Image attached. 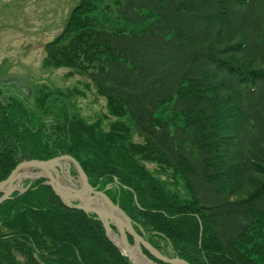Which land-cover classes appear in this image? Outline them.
I'll return each mask as SVG.
<instances>
[{
    "label": "trees",
    "instance_id": "1",
    "mask_svg": "<svg viewBox=\"0 0 264 264\" xmlns=\"http://www.w3.org/2000/svg\"><path fill=\"white\" fill-rule=\"evenodd\" d=\"M100 1L72 8L44 63L86 75L116 119L105 129L63 101L47 120L62 98L52 92L38 91L35 107L0 101V181L21 161L68 154L158 250L189 264H264V67L228 55L243 45L227 47L234 34L200 36L208 20L232 27L227 0H106L143 24L137 32L91 16ZM253 11L231 29L257 20L264 61V0ZM44 180L0 203V264H131L93 213L65 205Z\"/></svg>",
    "mask_w": 264,
    "mask_h": 264
},
{
    "label": "rangeland",
    "instance_id": "2",
    "mask_svg": "<svg viewBox=\"0 0 264 264\" xmlns=\"http://www.w3.org/2000/svg\"><path fill=\"white\" fill-rule=\"evenodd\" d=\"M79 1L0 0V101L8 97H18L31 107H35V96L38 91L52 92L62 98L54 102V109L51 108L47 120L54 119L53 112L59 113L58 107L66 101L72 114H77L87 122L102 120L104 128L107 129L108 122L116 117L108 113L105 97L98 93L88 77L67 67H52L44 63L45 44L63 30L70 11ZM172 1L174 0H167L169 4ZM258 2L261 0H238L237 3L234 0H227L225 10L232 27L208 20L207 24H199L200 36L210 37L214 30L220 37H230L234 34L235 38L227 47H232L241 41L243 45L236 52L233 50L227 52L228 55L233 56L239 64L243 61L250 66L264 67V61L259 60L255 54L256 44L263 40L259 31L260 26L257 27V20H249L251 24H248L249 27L245 30L241 28L232 32L239 17L245 18L244 14L246 17H254L250 15H254L253 6ZM107 4H111L110 8L114 9L111 2L102 0L96 4L91 16L112 28L119 27L135 32L143 28L142 23L116 17L115 13L106 7ZM161 8L169 11L171 6L168 9L162 6ZM191 9L193 13L203 11L193 3ZM162 115L171 117L173 113L165 111ZM134 139L140 140L136 135ZM146 166L149 169L155 168L151 163H147ZM66 169L64 165L59 169L61 177H64ZM177 186L182 187L184 192L182 182ZM162 252L172 254L167 247H164Z\"/></svg>",
    "mask_w": 264,
    "mask_h": 264
},
{
    "label": "water",
    "instance_id": "3",
    "mask_svg": "<svg viewBox=\"0 0 264 264\" xmlns=\"http://www.w3.org/2000/svg\"><path fill=\"white\" fill-rule=\"evenodd\" d=\"M63 165L67 169L64 177H61L59 169ZM71 167L74 168L76 176L71 175ZM38 178H44L43 183L51 186L65 205L93 213L101 221L106 237L128 257L131 264H189L178 256L161 252L141 236L125 211L107 196L105 190L93 187L79 162L68 154L47 160L30 159L18 163L0 181V203L9 199L14 192L24 193L31 182ZM25 179L29 180L26 185L23 184ZM129 236L132 237V243Z\"/></svg>",
    "mask_w": 264,
    "mask_h": 264
},
{
    "label": "flooded vegetation",
    "instance_id": "4",
    "mask_svg": "<svg viewBox=\"0 0 264 264\" xmlns=\"http://www.w3.org/2000/svg\"><path fill=\"white\" fill-rule=\"evenodd\" d=\"M70 173H71L72 176H76V173H75V170L73 169V167L70 168ZM162 245H163L164 247H166V245H165L164 243H162ZM164 247H163V248H164ZM160 251L162 252V250H160ZM165 254H166V253H165Z\"/></svg>",
    "mask_w": 264,
    "mask_h": 264
},
{
    "label": "bare ground",
    "instance_id": "5",
    "mask_svg": "<svg viewBox=\"0 0 264 264\" xmlns=\"http://www.w3.org/2000/svg\"><path fill=\"white\" fill-rule=\"evenodd\" d=\"M60 183H62L63 184V182L61 181Z\"/></svg>",
    "mask_w": 264,
    "mask_h": 264
},
{
    "label": "built area",
    "instance_id": "6",
    "mask_svg": "<svg viewBox=\"0 0 264 264\" xmlns=\"http://www.w3.org/2000/svg\"><path fill=\"white\" fill-rule=\"evenodd\" d=\"M25 180H27V179H25ZM25 180H24V181H25Z\"/></svg>",
    "mask_w": 264,
    "mask_h": 264
}]
</instances>
